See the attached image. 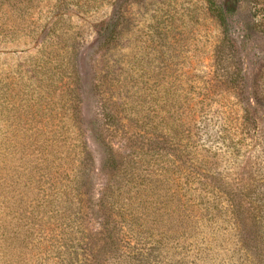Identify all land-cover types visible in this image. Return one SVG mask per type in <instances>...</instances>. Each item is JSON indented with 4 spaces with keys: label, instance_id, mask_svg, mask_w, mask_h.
<instances>
[{
    "label": "rangeland",
    "instance_id": "1",
    "mask_svg": "<svg viewBox=\"0 0 264 264\" xmlns=\"http://www.w3.org/2000/svg\"><path fill=\"white\" fill-rule=\"evenodd\" d=\"M78 1L0 0V264H264V0Z\"/></svg>",
    "mask_w": 264,
    "mask_h": 264
},
{
    "label": "trees",
    "instance_id": "2",
    "mask_svg": "<svg viewBox=\"0 0 264 264\" xmlns=\"http://www.w3.org/2000/svg\"><path fill=\"white\" fill-rule=\"evenodd\" d=\"M238 2L239 0H223L222 8L214 7L213 3H211V7L209 8H210V11H212V16L218 22L222 24L224 22V15L234 13ZM71 4H74L77 7L79 4V1L78 0H53L52 6L59 10H65V8H67ZM258 26L261 27V30L263 32L264 31V20L263 19H260L258 21ZM69 66L72 70L73 68L75 69V63L71 64L70 62ZM248 106L250 107V105ZM118 166L119 164L116 161V155L113 149L111 147L105 149L104 154H103V165H102L101 170H107L108 172H114L118 169ZM81 172L82 171H80V166H79V170L77 174L75 173L76 177H78V173H81Z\"/></svg>",
    "mask_w": 264,
    "mask_h": 264
}]
</instances>
